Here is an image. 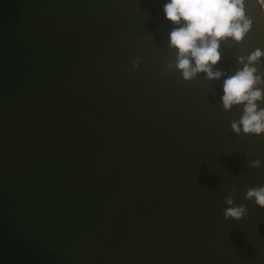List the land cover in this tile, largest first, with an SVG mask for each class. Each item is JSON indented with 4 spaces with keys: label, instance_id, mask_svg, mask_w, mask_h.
Listing matches in <instances>:
<instances>
[{
    "label": "water",
    "instance_id": "obj_1",
    "mask_svg": "<svg viewBox=\"0 0 264 264\" xmlns=\"http://www.w3.org/2000/svg\"><path fill=\"white\" fill-rule=\"evenodd\" d=\"M164 3L0 0V264H264V133L221 101L258 49L264 90V0L190 81Z\"/></svg>",
    "mask_w": 264,
    "mask_h": 264
},
{
    "label": "clouds",
    "instance_id": "obj_2",
    "mask_svg": "<svg viewBox=\"0 0 264 264\" xmlns=\"http://www.w3.org/2000/svg\"><path fill=\"white\" fill-rule=\"evenodd\" d=\"M162 10L165 19L174 26L169 33L170 47L178 50L175 67L183 79L190 81L198 73L205 74L208 80L220 79L224 74L212 68L220 60L219 41L231 37L239 42L250 28V21L244 19L243 0H166ZM260 56L258 49L247 58L241 70L224 80L221 97L225 110L233 105L243 106L239 125L245 133L257 136L264 133V108L258 110L257 104L264 90L256 87L261 77L251 65ZM243 60L240 58L241 63ZM232 128L237 133L241 131L237 122L232 123ZM253 166L259 167L260 161H254ZM247 197H255L256 203L264 207V186L249 188ZM226 202L232 203L231 196ZM242 214H245L242 206L225 212L227 217L239 218Z\"/></svg>",
    "mask_w": 264,
    "mask_h": 264
}]
</instances>
